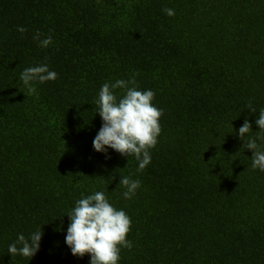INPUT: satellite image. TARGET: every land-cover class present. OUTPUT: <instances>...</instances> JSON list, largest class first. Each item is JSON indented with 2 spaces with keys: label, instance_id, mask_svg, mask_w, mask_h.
I'll use <instances>...</instances> for the list:
<instances>
[{
  "label": "trees",
  "instance_id": "1",
  "mask_svg": "<svg viewBox=\"0 0 264 264\" xmlns=\"http://www.w3.org/2000/svg\"><path fill=\"white\" fill-rule=\"evenodd\" d=\"M45 63L58 78L28 94L21 72ZM133 74L163 110L139 172L93 147L101 87ZM261 109L264 0H0V264H90L67 214L97 191L132 221L118 264H264V171L238 135L247 118L264 151ZM121 176L141 182L131 199ZM41 228L34 257L8 253Z\"/></svg>",
  "mask_w": 264,
  "mask_h": 264
},
{
  "label": "clouds",
  "instance_id": "2",
  "mask_svg": "<svg viewBox=\"0 0 264 264\" xmlns=\"http://www.w3.org/2000/svg\"><path fill=\"white\" fill-rule=\"evenodd\" d=\"M163 11L169 16L175 14L171 8H165ZM17 30L21 33L27 31L22 26H18ZM41 37L39 31L33 35L40 47L47 48L52 43V36L43 39ZM135 75L128 81L117 80L114 84L105 83L101 87L96 103L103 123L93 140V147L97 152L105 154L111 148L122 156H135L139 162V172L151 162L149 150L156 146L162 131L159 121L163 110L153 105L155 93L152 90H138ZM57 78L58 74L50 71L46 63L25 68L20 74L28 94L36 93L35 83L54 81ZM117 88L125 91L119 99L113 91ZM247 108L252 112L257 111L251 102ZM255 123L259 130L264 131V109L259 111ZM251 131V123L246 118L238 130L239 138L244 141V148L254 150L252 168L264 171V151H260L255 139L246 136ZM119 185L127 189L123 193L124 197L131 199L141 182L121 176ZM67 215L70 223L65 242L74 256L83 257L90 254V264H118L121 247L132 248L131 241L127 239L132 225L130 217L124 210H117L103 192L97 191L77 200L75 207ZM42 234V228L32 233L30 238L19 234L17 241L9 245L8 253L11 256L20 255L31 259L39 250Z\"/></svg>",
  "mask_w": 264,
  "mask_h": 264
}]
</instances>
